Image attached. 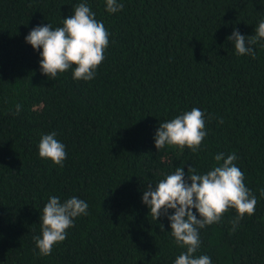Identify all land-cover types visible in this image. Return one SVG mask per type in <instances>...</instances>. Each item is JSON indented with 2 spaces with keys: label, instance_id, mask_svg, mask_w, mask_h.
I'll use <instances>...</instances> for the list:
<instances>
[{
  "label": "trees",
  "instance_id": "16d2710c",
  "mask_svg": "<svg viewBox=\"0 0 264 264\" xmlns=\"http://www.w3.org/2000/svg\"><path fill=\"white\" fill-rule=\"evenodd\" d=\"M82 2L109 32L104 61L90 81L73 79L74 68L51 80L42 49L25 37L42 24L62 27ZM119 2L109 13L106 0H0V264H174L186 249L143 193L176 167L206 174L223 163L220 153L237 156L255 213L235 231V209L200 229L194 255L264 264V41L253 58L227 39L234 29L255 35L264 0ZM192 108L205 114L201 150L158 151L159 124ZM51 133L65 146L63 167L39 156ZM51 196L84 200L88 215L42 256L33 237Z\"/></svg>",
  "mask_w": 264,
  "mask_h": 264
},
{
  "label": "clouds",
  "instance_id": "9594fccd",
  "mask_svg": "<svg viewBox=\"0 0 264 264\" xmlns=\"http://www.w3.org/2000/svg\"><path fill=\"white\" fill-rule=\"evenodd\" d=\"M122 9L119 0H106L107 12L116 13ZM227 39L234 43L238 55L255 58L252 46L264 41V20L255 29V35L245 37L234 29ZM25 41L34 50L42 49L41 71L51 80L74 68L73 79L90 81L104 61L109 32L102 22L96 20L87 3L82 2L75 7L74 15L63 19L62 27L53 30L50 24H42L33 28ZM20 109L21 106L16 105L17 113ZM206 135L204 112L192 108L159 124L154 137L155 147L158 151L166 145L181 150L186 147L196 153L201 150ZM38 149L42 159L64 166L65 146L56 139L55 133L43 135ZM214 159L217 162L223 160V163L206 174H199L191 165L186 173L183 167H176L174 173L155 186L148 184L143 193L142 202L148 206L152 217L158 221L161 215H165L176 244L186 249L174 264H212L209 256L194 255L201 244L199 230L221 222L225 213L235 209L236 217L231 221L235 231L245 215L255 213L257 200L244 183V173L234 163L237 156L233 153L225 158L220 153ZM88 207L84 200L75 196L64 202L57 196L49 197L40 217L41 236L33 237L39 254L50 255L53 247L66 239L74 220L88 215ZM169 210H173V214L169 215ZM161 227L163 229V225Z\"/></svg>",
  "mask_w": 264,
  "mask_h": 264
}]
</instances>
